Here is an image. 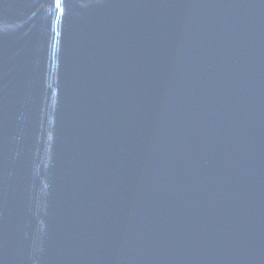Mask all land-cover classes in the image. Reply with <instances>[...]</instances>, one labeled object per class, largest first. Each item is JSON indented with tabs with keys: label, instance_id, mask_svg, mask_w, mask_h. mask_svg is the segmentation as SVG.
Returning <instances> with one entry per match:
<instances>
[{
	"label": "water",
	"instance_id": "water-1",
	"mask_svg": "<svg viewBox=\"0 0 264 264\" xmlns=\"http://www.w3.org/2000/svg\"><path fill=\"white\" fill-rule=\"evenodd\" d=\"M0 264H264V0H0Z\"/></svg>",
	"mask_w": 264,
	"mask_h": 264
}]
</instances>
